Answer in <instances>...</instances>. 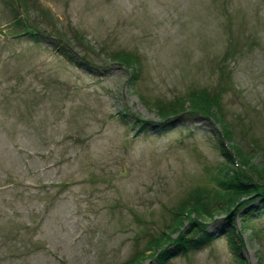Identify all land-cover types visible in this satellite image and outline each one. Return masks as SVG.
Wrapping results in <instances>:
<instances>
[{
    "label": "rangeland",
    "instance_id": "374dc122",
    "mask_svg": "<svg viewBox=\"0 0 264 264\" xmlns=\"http://www.w3.org/2000/svg\"><path fill=\"white\" fill-rule=\"evenodd\" d=\"M21 1L37 34L12 36L20 0H0V264L148 258L191 189L251 173L243 156L264 167V0ZM122 50L136 66L112 59ZM222 61L223 120L164 125L158 107L214 89ZM246 204L165 264H264L263 205Z\"/></svg>",
    "mask_w": 264,
    "mask_h": 264
},
{
    "label": "trees",
    "instance_id": "16d2710c",
    "mask_svg": "<svg viewBox=\"0 0 264 264\" xmlns=\"http://www.w3.org/2000/svg\"><path fill=\"white\" fill-rule=\"evenodd\" d=\"M18 9L19 18L11 25L12 36L23 35L29 31H38L32 25L27 24L26 14L22 7L23 2L20 0ZM25 27V31L19 30V27ZM29 30V31H28ZM29 34V33H28ZM34 36V35H32ZM57 45L64 48V43L58 37ZM112 59L120 66L127 69L133 68L138 63V56L128 51H115ZM223 63V64H222ZM218 84L214 89L207 87H194L189 89L184 95L176 97L173 101L164 103L159 106V115L164 125H169L171 118L183 113H189L191 116H201L204 119H211L215 122L223 120V98L229 90L231 83V73L228 67L222 61L219 64ZM127 114V113H125ZM128 116H130L128 114ZM132 118V117H131ZM131 125H137L140 129H145L150 123L148 121L132 118ZM227 131L224 139L227 138ZM222 150H227L226 146L220 145ZM242 165L248 167L251 173L229 168L224 174L219 171L213 176V184L206 186H196L190 190L188 196L182 200L178 209L172 208L175 225L160 230L158 235L152 237L149 242L150 249L154 252L147 256L143 252L135 254L134 258L129 260L128 264H140L141 260L152 259L155 264H165L168 255L175 252L190 250L200 244L209 241L211 233L205 230L209 222L216 220L217 216L225 214L234 216L239 214L242 208H248L251 200H259L263 205L264 211V167H250L249 160L245 156L242 158ZM251 207V206H250ZM261 208H254L248 213L250 216L260 211ZM186 224L183 223L185 221ZM169 232L176 233L172 238ZM185 236V237H183ZM148 246V247H149ZM172 248L170 249V247ZM135 262V263H134Z\"/></svg>",
    "mask_w": 264,
    "mask_h": 264
},
{
    "label": "bare ground",
    "instance_id": "6f19581e",
    "mask_svg": "<svg viewBox=\"0 0 264 264\" xmlns=\"http://www.w3.org/2000/svg\"><path fill=\"white\" fill-rule=\"evenodd\" d=\"M249 208H250V206L248 208H246V209H249Z\"/></svg>",
    "mask_w": 264,
    "mask_h": 264
},
{
    "label": "water",
    "instance_id": "95a60500",
    "mask_svg": "<svg viewBox=\"0 0 264 264\" xmlns=\"http://www.w3.org/2000/svg\"><path fill=\"white\" fill-rule=\"evenodd\" d=\"M231 216V214L229 215V217Z\"/></svg>",
    "mask_w": 264,
    "mask_h": 264
}]
</instances>
